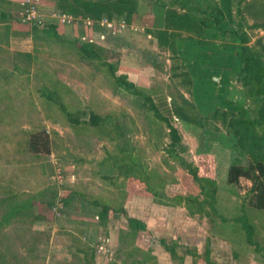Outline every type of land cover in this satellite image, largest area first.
I'll use <instances>...</instances> for the list:
<instances>
[{"label":"rangeland","instance_id":"rangeland-1","mask_svg":"<svg viewBox=\"0 0 264 264\" xmlns=\"http://www.w3.org/2000/svg\"><path fill=\"white\" fill-rule=\"evenodd\" d=\"M261 1L258 0V5ZM154 4L156 3L152 0H139L138 13L133 21L136 32L128 34V28L119 29L116 33H110V36L117 35L120 38L114 41L99 35L96 43L119 51L116 57L114 55V58L121 59L118 73H130V79L137 84L165 89L170 82L169 68L172 64L170 53L160 50L156 40L151 39V36L143 31L148 27H163L165 9L159 4L154 8ZM143 6L146 9L142 10ZM52 11L49 10L48 13ZM75 18L84 19L77 16ZM246 18L248 22L245 20L243 22L249 25L257 21L249 14ZM236 19V23H239L238 15ZM16 22L21 23L15 24L16 27L30 25L28 27L31 28L29 23ZM247 28L252 37L250 44L259 38L264 42V27L249 28L248 26ZM6 36L9 40L7 33ZM12 40L7 47L0 46V199L13 192L38 193L59 187L55 172L56 167L60 165L66 169L68 179L74 173L78 181L89 183L91 181L92 191L100 196L107 195L108 197L105 198L107 202L113 204L115 197L123 200L122 191L101 177L102 174L115 172L110 161L100 164L106 152L114 150L115 142L101 136L94 128L74 129L64 110L43 95L41 86L45 84L50 86L53 81L59 79L67 85L64 101L68 110L75 111V114L80 113L82 117L85 114L81 112L85 111L87 118L91 110L102 115L108 113L117 115L118 122L124 127L132 143L138 147L136 154L141 156V161L150 169L167 172L171 179H175L173 191L176 192L177 189L190 193L198 190L191 175L176 162L170 159V162L176 166L173 169L166 164L165 158L169 156L163 146L157 148L154 145L159 141L156 131L150 130L154 124V116L130 96L116 94L105 69L97 68L83 60L71 45L33 39L21 41L22 39L16 37ZM124 42L130 45L126 46ZM152 56H155L156 65ZM233 88V91H240L239 82L234 81ZM248 105L251 114H256L259 103L251 100ZM175 125L180 128L184 143L189 147L196 164L201 163L202 171L217 179L219 183L216 210L212 211L210 218L199 215L190 217L183 207L172 209L169 205L158 204L151 194L140 190L142 188L136 182L131 184L128 182L129 194L133 195L132 198L138 197L132 205H127L130 213L146 216L151 224L150 233H142L138 245L143 249L150 248L154 253L152 244L156 245L159 238L168 236V230L179 232L186 229L190 235H194V238L186 239L189 244L179 247L180 253L185 254L183 264H193V256L187 254L189 248L197 249L204 255L208 240L211 241V256L217 264H264V210L252 207L243 210L242 201L252 184L250 180L242 178L238 186L227 183L232 156L230 147L219 140L217 135L206 137L201 134V130L178 118L175 119ZM43 128L50 133L51 153L37 155L29 152L27 147L29 132ZM165 140L168 141V138ZM202 157H204L203 161ZM129 194L127 198L130 197ZM43 198L44 201L49 200V197ZM44 201L41 202L44 205L38 200L34 203L36 213H40L41 207H45L46 211L41 213L46 217L50 216V219L67 217L66 211L64 216H56L53 207H47ZM126 202L127 199L124 203ZM91 206L93 205L89 203L88 208ZM244 214L245 218L242 217ZM119 216L115 215L114 218L121 219ZM69 217L73 215L70 214ZM124 217L126 219V215ZM239 217L243 220L237 219ZM168 218L177 219L181 224L176 223L173 227H168ZM249 223L255 227L253 237L262 250H256L247 239V231L243 228V224L249 226ZM38 226L15 222L7 227L0 234V264H84L83 256L78 252L82 242L79 243V239L78 243L74 241L75 235L80 233L74 235L66 226L63 228ZM78 237L80 238L81 235ZM107 238L102 239H106V242L112 246V241H107ZM192 240H195L198 246L192 244ZM88 242L92 244L91 240ZM118 246L117 248L112 246V252L115 254L112 261L116 259ZM94 248L96 250L95 246ZM162 249L165 250L164 247ZM161 253L158 254L159 257ZM136 256L143 257L141 253H137ZM104 261L107 264L108 257H103L96 250L94 263L103 264ZM118 263L123 264L120 260ZM148 263L153 264L154 261L149 259ZM157 264L178 263L160 258ZM199 264L208 263L202 259Z\"/></svg>","mask_w":264,"mask_h":264},{"label":"trees","instance_id":"trees-1","mask_svg":"<svg viewBox=\"0 0 264 264\" xmlns=\"http://www.w3.org/2000/svg\"><path fill=\"white\" fill-rule=\"evenodd\" d=\"M152 1L165 9L164 24L162 28L148 27L144 31L151 39L156 40L160 50L170 53V82L165 89L137 84L126 73H118L121 59L114 58V55L116 57L119 54L118 50L91 41L80 43L76 35L64 32L56 23H33L31 31L27 32L34 41L71 45L83 60L105 69L116 94L130 96L154 116V124L150 130L153 132L154 129L159 136V141L154 145L157 148L163 146L169 156L165 158L166 164L173 169L176 166L170 159L176 162L191 175L198 186L196 192L187 193L177 189L176 192L173 191L175 179H171L167 172L150 169L141 161V156L136 154L138 147L132 143L124 127L118 122L117 115H102L91 110L88 118L87 113L82 111L85 114L82 117L79 110L78 114L68 110L64 101L67 86L64 81L59 79L50 86L42 85L43 95L64 110L74 129L94 128L101 136L115 142L114 150H108L100 162L103 164L110 161L115 172L102 174L101 177L122 191V201L115 197L116 205L107 202V195L100 196L90 192L88 186L78 179L68 180L63 186L67 192L64 198L66 205L72 198L82 197L86 202L101 207L98 219L106 232L109 219L114 215H126L128 228L120 230V244L112 264H119V260L123 264H149V259L157 264L158 261L150 248L143 249L137 244L139 232L145 231L147 224L127 213L124 201L128 197V182H136L150 192L158 204L186 207L190 216L210 218L212 211L216 210L219 183L202 171L201 163L196 164L189 147L184 143L180 128L175 125L176 118L195 129L198 128L206 137L217 135L219 140L230 147L232 156L227 183L238 186L242 178L250 180L252 184L242 201L243 210L246 207L264 210V42L259 38L250 44L252 37L247 28L264 27V0L259 2L260 5L258 0ZM138 3L139 0H54V8L62 13L90 17L95 21L103 17L111 20L125 17L132 24L138 13ZM246 12L257 21L251 25L246 24ZM237 15L240 17L239 23H236ZM244 20L247 22H243ZM127 30L125 29L128 34L136 32L130 26ZM3 34L4 32H0V41L4 38ZM110 35L108 34V38L114 41L120 38ZM125 44L130 45L128 42ZM152 58L155 63V56ZM215 77L219 79L216 80ZM234 81L239 82L238 92L232 90ZM251 100L259 103L254 115L248 105ZM167 138L168 141L165 140ZM205 143L206 141L204 145ZM27 147L29 152L37 155L50 154L52 149L48 130L43 128L29 132ZM203 159L204 157L202 161ZM58 193L57 186L49 191L13 192L2 197L0 234L15 222L46 223L48 218L35 212L34 203L37 200L44 201L42 197L45 196L49 197L48 201H44L45 204L52 207ZM242 217L245 218V214ZM237 219L243 220L241 217ZM249 226L243 224L248 241L256 250H262L253 237L254 225L249 223ZM78 239L82 244L77 250L82 254L84 264H95L94 246L75 235L76 243ZM160 243L175 262H184L185 255L179 251V240L168 241L163 237L160 238ZM188 252L193 256V264H198L202 259L205 263L217 264L211 256L210 240L204 255L197 249L189 248ZM137 253H141L143 257L138 258Z\"/></svg>","mask_w":264,"mask_h":264},{"label":"crops","instance_id":"crops-1","mask_svg":"<svg viewBox=\"0 0 264 264\" xmlns=\"http://www.w3.org/2000/svg\"><path fill=\"white\" fill-rule=\"evenodd\" d=\"M42 1H43V6L42 7H43L44 11L48 12L51 8L54 7V0H42ZM19 6H20V4H19L18 0H0V32H4V34H3L4 38H3V40L0 41V46L1 45H6V47H7L8 45H10V42L13 41L12 38L14 39V37H16L17 39H22L21 41H23V40H25V41H29L30 40L31 41L32 40V38L27 34L28 31H31V28H29L30 25H23L22 27L18 26L19 28L16 27V25H15V24H17L19 22L15 23V21H18V20L16 19L15 15H14V12L16 11L17 8H19ZM153 6L155 8L156 4H154ZM154 8H153V11H154ZM144 9H146L145 6L142 7V10H144ZM19 24H21V23H19ZM66 29H67V27L65 28V32L66 33L71 34L72 32H74V35L76 33H77V35H79V33H83L84 32V30H82V29L73 30L70 27H68V30H66ZM6 33L9 35L8 36L9 37L8 42H7ZM3 43H6V44H3ZM126 74L129 76L130 73L129 74L126 73ZM129 79H130V77H129ZM230 161H231V158H230ZM230 163L231 162H229V166H230ZM228 169H229V167H228ZM72 174H74V173H72ZM84 183L86 185H88L89 191L93 192L92 188H91L93 183L91 181H90V183L88 181H84ZM131 183H133V182L130 181L129 184H131ZM127 190H128V194H129L130 188H127ZM140 190H143L144 192H146L148 194H151L150 192L146 191L143 188L140 189ZM93 193H96V192H93ZM129 196L130 197L127 198V202L125 204V208H126L128 214L130 216H134V217L142 219L147 224V229L145 231H140L139 232V235H138V238H137V244H138V240H140V237L142 236L141 235L142 233H147V232L150 233L151 224H150V221L147 220L146 216L140 215V214L135 215L133 213H130L129 207L127 205H132L133 202H135V200L138 197L136 196V197L132 198V196H133L132 194L131 195L129 194ZM41 202L42 201L40 200L39 203H41ZM42 205H44V204H42ZM88 206H89V203L86 202L82 197L72 198L70 203L68 205H66L67 217H63V218H59L57 220H53V219H50V216H49V217H47L49 219H48V221L46 223L36 224V226L39 225L38 227L41 226L43 228L49 227V226H54L55 228H57V226H59V227L63 228V226H66V228L68 230H70L72 233H75V234L80 233L78 235H81V238L84 241H87L88 244H90L88 241L91 240L92 241V244H91L92 246H95V244L97 242H99L102 238H107V235L109 234V237L107 238V241L108 240L112 241L111 245L113 247L117 248V246L119 244L120 230L128 228V225H127L128 220H126L127 218L124 219L125 218L124 215L122 216V214H119L120 216L119 215L118 216L121 219L117 220V219L114 218V216H115L114 215L111 219H109V223H108V227H107L108 230L106 232V229L100 224L99 219L97 217L99 215L101 207H97V206L93 205L90 208H88ZM169 207L172 208V209H175L177 207H183L185 212L187 213V215H189L188 214V210L184 206L169 205ZM44 208L45 207H41L39 212L41 213L43 211H46V209H44ZM70 214L73 215V217H69ZM147 217H149V216L147 215ZM190 217H195V216H190ZM123 220H125V221L123 223H121V221H123ZM117 223H119L120 225L118 226ZM176 223H178L177 219H169L168 218V227H173ZM178 224H181V223H178ZM182 230L183 231H179V232H177V230H173V231L168 230V236L164 235L161 238H163V237L167 238L168 241L179 240V242L181 244L180 247L184 246V244L187 246L189 244V242H187L188 240H186V239H193L194 235L193 236L190 235L189 231L186 230V229H182ZM196 233L197 234L199 233L198 229H197ZM155 240H157V238ZM159 241H160V238H159ZM159 241L158 240L156 241L157 242L156 245H155V243L152 244V246H153V248L155 250L153 254L154 255L157 254L156 256L159 259V261H160V258H164L165 260H167V261L170 260L172 262L173 259L170 257L169 252L166 251V249L165 250L162 249L163 246L160 245L161 243ZM194 241L195 240H192V242H193L192 244H196L198 246V243H196ZM116 244H117V246H116ZM157 248H159V249L156 251ZM160 252H162L161 253V257H159V255H158ZM198 252L202 253L201 251H198ZM187 254H189L188 251H187ZM189 255L192 256L191 254H189ZM200 262H202V260L199 261V263ZM177 263L178 264H183V262H177Z\"/></svg>","mask_w":264,"mask_h":264},{"label":"built area","instance_id":"built-area-1","mask_svg":"<svg viewBox=\"0 0 264 264\" xmlns=\"http://www.w3.org/2000/svg\"><path fill=\"white\" fill-rule=\"evenodd\" d=\"M18 1L20 6L14 12V15L18 21L29 24H46L53 22L59 25L61 30L65 29L67 26L73 30L82 29L84 30L83 33H79V35H77V33L75 34L80 43L87 41L96 42V38H98L97 36L99 35L107 37L108 34L116 33L119 29L122 30L124 28H128L129 26L130 28L135 29L133 25L134 22L129 24L125 17L120 20H111L108 17H103L99 21H95L90 17L79 19L75 18V16L72 14L59 13L55 11L54 7L50 9L53 10L51 13L44 11L42 7V0ZM63 31L65 32V30ZM71 34H74V32ZM65 171L66 169L64 167H60V165L56 167L55 175L60 187L58 198L52 206L53 212L56 216H64V212L66 211V203L64 201V198L66 197V189L63 188L64 184L66 185L68 180H75L74 174H71V177L68 179ZM95 247L99 254L103 255V257H108L109 262H112L113 256H115V254L112 252L113 247L110 246L108 242H106V239H101L95 244ZM103 264H105V261Z\"/></svg>","mask_w":264,"mask_h":264},{"label":"water","instance_id":"water-1","mask_svg":"<svg viewBox=\"0 0 264 264\" xmlns=\"http://www.w3.org/2000/svg\"><path fill=\"white\" fill-rule=\"evenodd\" d=\"M215 79H217V80H218L219 78H218V77H215Z\"/></svg>","mask_w":264,"mask_h":264}]
</instances>
